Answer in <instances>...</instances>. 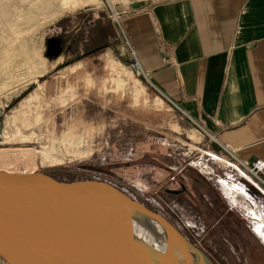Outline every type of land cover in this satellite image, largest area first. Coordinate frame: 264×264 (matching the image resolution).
Instances as JSON below:
<instances>
[{
	"label": "crops",
	"instance_id": "obj_1",
	"mask_svg": "<svg viewBox=\"0 0 264 264\" xmlns=\"http://www.w3.org/2000/svg\"><path fill=\"white\" fill-rule=\"evenodd\" d=\"M102 3L63 13L48 27L44 57L49 66L57 62L48 71L101 57L105 48L125 61L135 53L151 88L207 137L212 169L240 182L246 194L232 202L216 178L191 165L177 146L147 134L129 165H122L126 186L145 188L151 181L146 174L153 172H134L154 163L153 185L175 190L177 198L143 191L142 202L180 230L185 227L214 264H264V237L249 218L264 223V182H256L247 168L264 159V0ZM112 6L121 12L118 20L110 16ZM217 156L229 165L218 166ZM126 186L122 189L132 196Z\"/></svg>",
	"mask_w": 264,
	"mask_h": 264
},
{
	"label": "rangeland",
	"instance_id": "obj_2",
	"mask_svg": "<svg viewBox=\"0 0 264 264\" xmlns=\"http://www.w3.org/2000/svg\"><path fill=\"white\" fill-rule=\"evenodd\" d=\"M62 1L7 0L5 9H0V39L15 40L6 25V10L22 36L8 42L14 47L24 42L30 52V67L0 70V107H5L0 123V169L41 170L61 180L101 179L122 189L127 183L122 165H129L140 138L147 134L177 146L191 165L216 178L232 202L236 201L235 195L244 197L246 193L238 188L244 190L240 182L218 176L220 171L212 169L208 157L214 152L207 148V137L160 97L146 76H138L129 66L130 60L105 48L101 57L97 53L70 64L68 69L48 71L57 63L53 61L49 66L44 57L48 27L64 15L104 5L100 0L68 12L70 5L61 8ZM59 9H64V15L49 22ZM222 162L229 165L227 158L217 156L215 163L220 166ZM146 165H138L134 174L153 172L146 174L151 181L143 189L126 186L130 194L139 200L143 191L156 198L162 195L176 199L172 191L153 185L158 167L154 163ZM249 218L254 219L258 231H264L262 221ZM181 230L188 238L185 227ZM194 255L196 262L200 261L198 254ZM0 264L8 263L0 256Z\"/></svg>",
	"mask_w": 264,
	"mask_h": 264
},
{
	"label": "water",
	"instance_id": "obj_3",
	"mask_svg": "<svg viewBox=\"0 0 264 264\" xmlns=\"http://www.w3.org/2000/svg\"><path fill=\"white\" fill-rule=\"evenodd\" d=\"M94 197L116 200V210ZM126 212L180 237L186 245L180 264H214L165 215L115 184L61 180L41 170L0 169V256L8 264H158L128 250L141 242L118 232L128 227Z\"/></svg>",
	"mask_w": 264,
	"mask_h": 264
},
{
	"label": "bare ground",
	"instance_id": "obj_4",
	"mask_svg": "<svg viewBox=\"0 0 264 264\" xmlns=\"http://www.w3.org/2000/svg\"><path fill=\"white\" fill-rule=\"evenodd\" d=\"M98 0H64L62 1V7H67L70 5L69 10H75L80 6L96 3ZM7 0H0V9H5L7 4ZM65 9V8H64ZM64 9H59L52 18L49 19V22L54 20L57 16H60L64 13ZM67 10V9H66ZM3 12V11H2ZM5 14L6 25L9 30V35H15V40H19L22 38L21 31L17 29L16 25L13 23L11 13H7L5 10L3 15ZM11 38V37H10ZM9 39V38H8ZM8 39H0V70L5 71H18L25 67H30V52L24 42L18 44V47H14L10 45V41ZM14 40V41H15ZM23 40V39H22ZM9 41V42H8ZM11 41V42H14ZM12 171V170H8ZM35 170H31L29 172H34ZM20 172V171H18ZM21 172H28L23 170ZM96 201H99L102 204L108 205L111 210H116L113 203L115 201L111 199H102L100 197H94ZM112 203V204H111ZM120 205V203H118ZM124 219L127 221V226L124 227L119 225L118 232L120 230L124 234L133 233V241L141 242L138 246L128 245V250L133 254H138L141 256H146L154 261H157L158 264H180L185 250L186 245L180 239V237H176L171 235L165 228L159 226V224L149 223L145 217L141 215V217L130 214L123 213ZM263 226V225H262ZM264 237V231H259ZM186 236V235H185ZM187 237V236H186ZM136 244V245H137ZM201 260V259H200Z\"/></svg>",
	"mask_w": 264,
	"mask_h": 264
},
{
	"label": "built area",
	"instance_id": "obj_5",
	"mask_svg": "<svg viewBox=\"0 0 264 264\" xmlns=\"http://www.w3.org/2000/svg\"><path fill=\"white\" fill-rule=\"evenodd\" d=\"M130 1V0H129ZM132 1V0H131ZM143 1V0H140ZM155 1H162V0H155ZM110 16L113 17L114 19L118 20L121 16V12L118 11L115 7L112 6V9L110 11ZM129 66L131 69L138 75V76H148L147 72L144 70L139 58L135 53H133L132 58L129 62ZM5 107H0V123L2 120H4V109ZM0 136L2 134L0 133ZM130 151V150H129ZM206 166V164H204ZM249 175L253 177L256 182L262 181L264 182V159L263 158H258L255 161L252 162V164L247 165Z\"/></svg>",
	"mask_w": 264,
	"mask_h": 264
}]
</instances>
